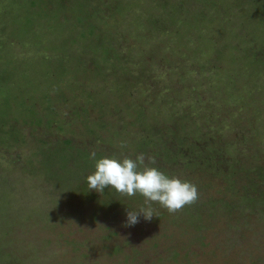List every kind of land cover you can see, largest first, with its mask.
<instances>
[{
    "label": "rangeland",
    "instance_id": "374dc122",
    "mask_svg": "<svg viewBox=\"0 0 264 264\" xmlns=\"http://www.w3.org/2000/svg\"><path fill=\"white\" fill-rule=\"evenodd\" d=\"M104 1L109 3L113 0ZM162 1L124 0L125 4L122 8L124 12L118 11L117 6L114 5L111 10L106 9L103 16L99 15L100 11H91L99 19L98 26L114 33L116 41L113 44L120 42L124 45L119 57L129 53V65L136 71L131 69L132 72L123 73L118 70L121 71L119 73L110 67L109 69H113H111L112 74L107 76L98 74V71L97 75H87L89 83L94 84L100 91L104 90L107 95L105 110L112 112L103 114L96 107L90 109L88 118H85V114L78 116V113L73 112L77 110L75 109L77 106L65 110L62 104L67 122L71 123L70 126L64 123L66 132L59 133L56 125L52 129L43 125L37 129H34L33 125L28 127L25 125V131L28 132L31 142L19 149L0 148V157L2 160L5 159L3 162L18 156L21 162H25L34 147L29 148L30 145L35 144L38 138L50 139V134L54 135L56 132V136L54 135L56 139L60 134L61 138L72 139L73 145L88 147L92 152H102L104 157L115 155L121 160L124 156L135 159L141 153L146 157H156L157 151H161L156 145H146L142 149L137 145L125 146L127 137H130L132 132H136V125L130 124L128 132L124 134L125 131L122 132L120 129L126 117L124 119L121 112L113 109L115 104H120L117 96L114 105L111 104L113 96L120 91L119 84L130 86V91L135 87L138 88L139 85L154 89L160 79L173 76L172 79L183 88L187 85L185 88L189 91L188 101L185 103L188 104L187 106L193 105L194 111L201 109L202 112L214 111L215 115L217 113L220 115L212 119L215 123L219 122V126L211 131H203L202 137L212 140L216 136H224L221 140L223 148L220 147L215 151L216 158L222 159L223 169L230 168L231 164H235L240 159L248 161L249 166L264 164V95L262 94L264 93V60L262 62L256 59L251 53L253 46L247 41L239 43L244 44L242 51L232 50L234 36L229 30L221 31L225 26L224 23H220L221 14L217 12H214L215 24H219L212 31L214 15L210 12L213 19L206 22L207 32H198L196 35L192 33L193 36L185 33L179 38L175 34L176 31L169 27L170 37L163 35L151 38L150 30L153 24L149 21L150 14L147 11L150 8L153 19H159L163 11ZM209 3L211 4L212 0H209ZM126 4H128L127 8H125ZM11 6L8 4V8L0 12V19L5 18L9 22L0 23V28H3L0 32L4 33L0 38L9 42L0 47V93L9 91L10 96L16 93L12 86V72L5 68L7 57L11 55L8 54L10 50L11 56L21 62V71L25 74L18 79L21 83L18 84L20 103L11 99V109L22 110L24 105L32 104L33 108L45 115L46 101L39 91L49 89L56 91L55 79L56 76H61V67H77L79 63L85 62V51L91 50V46L82 43L79 38L70 46V38L72 39L74 35L72 36L71 29L59 22L56 25L54 23V26L48 23L47 26H40L36 20L33 27L37 30L31 31L33 30L29 25L31 17L22 16L20 13L18 16L16 14L13 16L11 12L13 6ZM231 17V25L234 24L233 22L242 21L238 17L233 20V15ZM18 18L24 24L23 33L14 30L15 25L12 21ZM105 20L106 23L103 24ZM161 25L162 29L168 27L163 23ZM155 26L159 27L158 22ZM25 31L29 34L28 37H24L27 35ZM255 32L258 33L257 30ZM73 33L77 34L76 31ZM261 33L262 36L257 35V40H264V32ZM16 35H21L23 40L21 37H15ZM89 37L94 38L89 35L82 38ZM187 38H191L190 45L185 46L183 42ZM144 39L146 41H143ZM243 39L241 34L237 37L238 42H242ZM177 40L181 41L177 42ZM88 44L91 45V41ZM82 45L87 50H84ZM253 48L259 50L256 45ZM180 49L183 52L180 53ZM262 49L260 48V51L264 52V48ZM193 52L195 56L191 55ZM183 53L188 61L181 58ZM89 56L91 57L90 51L87 60L92 58L102 60L99 53L95 54V50L91 59ZM143 65L146 68L145 72H142ZM202 65L207 67L202 68ZM92 66V72H96L98 69ZM26 68L31 72L29 76ZM52 69L55 70V74ZM70 78L71 72L67 73V76H62L64 83L76 87L77 84ZM122 80L124 82L120 83ZM88 88L94 87L89 85ZM193 88L196 90L191 92ZM226 91L234 93L227 96L229 92L225 95ZM239 92L249 100L248 108L245 105L247 101L241 104L238 101L241 94ZM191 93L198 96L195 101H189ZM153 98L152 93L148 103ZM252 119L258 131L263 134L258 138L253 134V138L249 140L251 134L246 128V122ZM93 120H98L99 124L107 123L106 129L96 126V130L103 135L102 138L111 140L110 142H114L115 145L105 142L95 143V133L90 128L93 126ZM171 128L175 129V125L167 129L166 139L170 140L167 142L176 144V133ZM119 134H123L124 137ZM190 137L194 138L192 140L197 139L192 135ZM231 138L236 139L232 140L237 144L236 151L228 152L229 150H226L228 145L224 143ZM238 149L250 152V158L239 154ZM145 163L150 166L147 158ZM181 165L182 162L169 166V176L185 180L183 173L192 169L180 168ZM10 172L7 174L15 181L14 186L9 184V178L5 181L7 184L0 182V264H264V213L241 212L240 207H235L233 212L226 211L231 203L232 206L238 204L239 195L234 194L236 189L230 194L223 192L226 183L224 177L217 171L207 176H198L196 181L193 180L198 188V200L176 213H169L159 203H146L145 198L140 200L138 194L135 196L121 194L122 197L120 193L113 194L112 198L105 202V194L95 190L96 197L88 198L79 191L80 189L68 195L71 185L64 183L61 185L62 181L58 178L54 183L59 185L45 183L48 181H43L41 172L33 176L17 167L16 169L13 167ZM257 178L260 180L259 177ZM220 196L223 199L217 206L211 203L212 199L215 202ZM149 206L154 215L150 221L145 220L141 215L139 223L125 226L128 211H139Z\"/></svg>",
    "mask_w": 264,
    "mask_h": 264
},
{
    "label": "trees",
    "instance_id": "16d2710c",
    "mask_svg": "<svg viewBox=\"0 0 264 264\" xmlns=\"http://www.w3.org/2000/svg\"><path fill=\"white\" fill-rule=\"evenodd\" d=\"M8 4L13 6H11L13 16H15V14L18 16L20 13L22 16L31 17V24H29L30 28L33 29L31 31H34L36 28L33 27L36 20L40 26H47L46 23L54 26V23L56 25L59 22L61 25L65 24L67 28L71 29L72 36L74 35L72 39L70 38V46L72 45L71 43L77 41L79 38L82 43L91 46V50L85 51L86 61L81 64L79 63V67H61V76L58 75L55 79V83L57 84L56 91L51 89L39 91L41 95L45 97V115L33 108L32 104L24 105L22 110L19 108L17 111L11 109V99H15L20 103L18 84L21 83L18 79L25 74L21 71V62L14 56H11L12 52L8 50V54L11 55L7 57L8 61H6L5 68H8V70L12 72V86L16 93L13 96H10L9 91L0 93V148L6 147L10 149L12 147L19 149L26 147L31 140H29L28 132L25 131V125L27 127L33 125L34 129L42 125L52 129L56 125L59 133L66 132L67 129H65V124L70 126L71 123L67 122L68 119L65 110L71 107L77 106V108H75L77 110L73 112L78 113V116L85 114V118H88L90 113L89 110L96 107L99 108V111L103 114L112 112V110L109 112L105 110L104 106L107 104L105 102L107 95L104 90L102 89V91H100L95 88L94 84L89 83L87 75H97L98 71V74L107 76L108 74H112V68L117 71L121 70L123 73L126 71L132 72V70L136 71V69L129 65V53L128 55H124V57H119L123 51L124 45L120 42L113 44V42L116 41L114 33L98 26L97 23L99 19L97 15H93L91 11H100L99 15L102 14L103 16L106 9L111 10L114 5H116L118 11L120 10L122 13L124 12L122 9L125 4L124 0H113L109 3L104 0H96V2L95 0H0V12L5 11L6 8H8ZM127 5L128 4H126L125 8H127ZM161 6H163V11H161L159 19H153L154 16H151L153 13L150 8H148L147 11V13L150 14L149 21L153 24V28L150 30L151 38H157L163 35L170 37L168 33L170 32L169 27H172L171 29L176 31L175 34L178 35L179 38H182L181 36L185 33H194L196 35L198 32H207L206 22L213 19L211 16L212 13L210 12H213L214 15L212 28L209 27L212 31L215 26L219 24H215L216 19L214 12H217L221 14L220 17L222 19L220 23H224L223 25L225 26L221 28V31L227 32V30H229L230 34L234 36V38H232V50L242 51L244 44L241 45L239 43L247 41L248 44L253 47L254 45L259 47V50H254L252 47L251 53L255 55L256 59H260L263 62L264 52H261L260 48H264V40H257L256 38L258 37L257 35L264 32V0H212L211 4L209 0H163ZM231 15H233V20L238 17L242 21L233 22L234 24L231 25ZM26 21L25 19V23ZM2 22L9 23L5 18L0 19V23ZM12 22H14L15 25L14 30L17 29L21 33L24 32L25 28L22 27L24 24L19 18L14 19ZM156 22H158L159 27L155 26ZM105 23L106 20L103 24ZM162 23L168 27L162 29ZM51 28L54 29L53 27ZM2 30L3 28H0V31ZM256 30L258 33L255 32ZM73 31H76L77 34L73 33ZM5 32H7V30ZM25 33L27 35L24 37H28L29 34L26 31ZM3 34L4 33L0 32V37H2ZM240 34L241 37L244 38L242 42L237 41V37ZM87 35L94 36V38H82ZM141 36L142 35H140V37ZM191 36H193V34ZM15 37H21V40H23L21 35H16ZM85 40L88 41L86 42ZM190 40L191 38L184 40L185 42H183V45H190ZM89 41H91V45L88 44ZM143 41H146V39ZM178 41L181 40H177V42ZM7 42L8 40H2V38H0V47ZM92 45L96 46L92 47ZM179 45L181 46V44ZM83 48L87 50L84 46ZM94 50L95 54L96 52L99 53L102 60L92 58ZM89 51L91 54L89 58H92L91 60H87ZM179 51L180 53L183 52L182 49ZM194 52L191 53V55L195 56L196 54ZM183 55L184 53L181 54V58L188 61L186 59L187 56L184 57ZM92 65L98 69L96 72H92ZM25 67H27V65ZM110 67L112 68L109 69ZM201 67L206 68L207 65H202ZM141 68L142 72L146 71L145 65ZM26 69L27 75L29 76L31 72L29 68ZM121 71L118 72L121 73ZM52 72H54V74L56 73L54 69H52ZM70 72V79L74 80L77 84L76 87H73V85L71 86L67 82L64 83L62 79V76H67V73ZM172 77L173 76H169L160 79L159 82L156 83L154 89H151V87L143 88L142 85H139L138 88L135 87L136 89L133 88L135 90L132 89L130 91V86L126 87L119 84L120 91L113 96V103L111 105H114V100L117 96L120 104H115L113 109L121 112V115H124V119L126 117L120 130L122 132L125 131L124 134H126L130 124L136 125V132H132L131 136L127 137V144L125 146L137 145L142 149L146 145H156V148L158 149L159 147L161 151H157L156 157L150 156L155 158V164H150V166L157 167L160 171L169 176V166L172 167L175 163L182 162L180 168L186 167L187 169H192V171L183 174L185 180L193 184V180H197L196 177L207 176L217 171L218 174L224 177L223 179L226 183L223 192L225 194H230L231 191L236 189L234 194L239 195L238 204L235 206H232V203L230 205L228 204L229 207L226 211L229 210L228 212H233L235 207H240L241 212L251 211L264 213V164L249 166L248 161L240 159L236 161L235 164H231L230 168L223 169L222 159L216 158L215 151L220 147L223 148L221 140L224 139V136H216L212 140L204 138L205 136L202 137L203 131H211L216 126H219V122L215 123L212 119L220 115L218 113L215 115L214 111L202 112L201 109L200 111H194L195 108L193 105L187 106L188 104H185L188 101L187 93L189 92L185 89L187 85L183 88L177 84ZM193 78L196 79L195 77ZM122 82H124V80L120 81V83ZM89 85H92L94 88H88ZM194 90L196 89H191V92ZM228 92L229 95L227 96L234 93L226 91L225 95ZM152 93L154 98L148 103V99ZM192 94L193 93H191V99L189 101H195V98H198V96ZM262 94L264 95V93ZM142 95L148 98L145 99ZM238 99H240L238 100L240 104L247 101L245 105L248 108L249 100L247 98L245 99L242 93L239 94ZM56 103H58V107H56ZM62 104L65 107L63 111L61 107ZM254 111L257 110L254 109ZM102 116L104 117V115ZM128 116L129 118L127 119ZM131 118L134 120L131 121ZM98 120H93V126L90 127L91 131L95 133V143L105 142L115 145L114 142H110L111 140L102 138L103 135L96 130V126L101 129L107 128L106 122L103 124L101 122L99 124ZM254 124V119L246 122V128L251 134L249 140L253 138V134L257 135V138L263 134V132L258 131V127ZM173 125H175V129H171L176 133L177 145L174 142H167L170 140L166 139L168 136L167 129ZM56 133H54L55 136ZM50 135V139L38 138L35 144L29 146V148L32 146L34 147L31 149L30 155L25 162H21L19 156L15 158L10 156L11 158H8L5 162H3L5 159L2 160L0 157V182L5 184L6 179L9 178L7 173L10 174L11 169H13V167L16 169L17 167L24 173L29 172L33 176L41 172L44 179L43 181H48L45 183L59 185V183H54L58 178L62 181L60 182L62 183L61 185H63V183L68 186L71 185L68 195H72V192L76 193L77 190L80 189L79 191H81L84 196H88V198L96 197V192L89 189L86 178L95 171L96 160L104 157V154L97 151L95 152V158H93L91 155L93 152L88 147L82 148L73 145L72 139L61 138L59 136L60 134L57 136L58 139H56L54 135ZM119 135L122 138L124 137L122 136L123 134ZM190 135L195 138L197 137V139L192 140L194 138L191 139ZM229 140L230 139L227 140V143H224L228 145L226 150H229L228 152L231 150L236 151L237 144L232 142V140L236 139L231 138V140ZM229 147H231V149ZM238 150L239 154H244L250 158V152L241 149ZM158 156H161V158ZM110 157L118 158V156L115 155H111ZM145 158L148 157L145 156ZM254 163H256V161H254ZM189 165L191 166L189 167ZM257 177H259L260 180H258ZM14 183L15 181L10 179L9 184L13 185ZM58 189H60V186H58ZM103 193L105 194V202H107V200L109 201L113 194H118V192L111 187L105 188ZM138 195L140 200L144 198L142 195ZM222 199L223 197L221 196L217 197L215 202L212 199L211 203H215L214 205L217 206Z\"/></svg>",
    "mask_w": 264,
    "mask_h": 264
},
{
    "label": "clouds",
    "instance_id": "9594fccd",
    "mask_svg": "<svg viewBox=\"0 0 264 264\" xmlns=\"http://www.w3.org/2000/svg\"><path fill=\"white\" fill-rule=\"evenodd\" d=\"M91 155L95 158V152ZM145 159L141 153L135 159L124 156L122 160L116 157L96 160L95 171L86 178L89 189L103 193L105 188L111 187L126 196L140 194L146 203H159L169 213H176L198 200L195 184L179 177H170L157 167L146 164ZM147 159L150 164H155L154 157ZM141 215L148 221L154 217L150 206L139 211H128L125 226L139 223Z\"/></svg>",
    "mask_w": 264,
    "mask_h": 264
}]
</instances>
